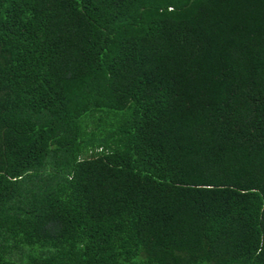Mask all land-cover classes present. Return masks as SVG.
Listing matches in <instances>:
<instances>
[{"label":"trees","instance_id":"obj_1","mask_svg":"<svg viewBox=\"0 0 264 264\" xmlns=\"http://www.w3.org/2000/svg\"><path fill=\"white\" fill-rule=\"evenodd\" d=\"M0 264H264V0H0Z\"/></svg>","mask_w":264,"mask_h":264}]
</instances>
